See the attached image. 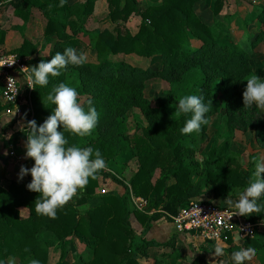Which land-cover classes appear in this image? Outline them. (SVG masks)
<instances>
[{
  "label": "trees",
  "instance_id": "16d2710c",
  "mask_svg": "<svg viewBox=\"0 0 264 264\" xmlns=\"http://www.w3.org/2000/svg\"><path fill=\"white\" fill-rule=\"evenodd\" d=\"M18 1L15 14L25 22L31 20L34 9L48 18L45 35L56 39L55 54L63 52L66 47H73L77 53L83 52L87 57L85 63L69 64L61 75L50 76L47 86L34 84L31 87L28 84L22 89L19 105L29 109L26 120L33 119L38 125L42 124L55 107L47 100L49 92L61 82L68 83L77 88L82 106L87 108L91 101L99 113L98 124L90 135L79 136L65 130L69 144L98 149L107 161L123 158L126 145L129 148L131 145L138 170L128 184L114 179L125 188L126 193L122 197L97 191L106 180L99 171L95 178H90L83 192L77 193L78 199L74 198L58 209L56 217L51 218L36 213L35 200L39 193L27 188L31 175H27V181L22 185L9 181L7 174L12 171L14 163L3 159V166H0V258L14 257L15 264H27L31 257L40 260L41 264H49V242L44 237L50 234L64 247L66 241L77 235L91 247L85 264H142L141 261L149 259L150 251L157 246L174 248L177 236L159 244L141 232L152 230L155 222L160 220L169 221L188 203L202 197L198 196L201 187L206 190L213 187L214 191L213 197L208 193L207 200L199 201L214 203L225 199L222 188L248 186V179L239 169L228 165L215 172L208 167L203 168L195 159V148L187 145H193L199 134L205 137L214 114V90L219 84L226 95V114L230 115V120L238 123L245 132L250 128L257 134L264 132L257 109L245 108L240 90L253 71L251 54L235 38L213 30L202 21L195 11V5L201 0H162L160 5L146 8H142L137 0H108L113 23L110 29H100L92 24L98 0L74 4L67 0L63 6L60 0ZM229 1H214L216 15L223 12ZM59 12H66V21L51 15ZM133 16L142 21L135 35L127 27ZM258 20L260 25L264 24V12ZM84 28L87 40L80 38L79 32ZM261 31L255 43L264 41V30ZM5 35L0 30V45L4 43ZM2 51L27 60L30 67L42 60H51L35 57L37 46L28 39L12 52ZM120 55L156 60L160 66L144 69L129 64H113L111 59ZM189 75L197 78L192 94L204 96L205 102L211 104V110L207 113L209 123L202 126L198 134L184 135L180 129L190 115H174L162 105L152 107L146 96V83L153 79L180 81ZM1 89L0 83V117L8 108L2 100ZM134 108L142 110L148 125L138 126L141 133L130 143L128 139L126 142L122 130L126 127L127 114ZM95 132L100 133L98 137ZM24 138L25 134H15L10 143L17 144ZM33 165L34 160L30 158L24 161L28 168ZM132 196L144 199L147 206L144 209L133 206L130 203ZM83 205L88 207L82 213L80 208ZM246 217L247 220L262 221L264 211ZM134 219L140 233L136 231ZM257 238L241 244L256 250L263 249L264 245ZM166 258L167 254L161 255L155 264H164ZM192 264L208 263L197 257Z\"/></svg>",
  "mask_w": 264,
  "mask_h": 264
},
{
  "label": "rangeland",
  "instance_id": "374dc122",
  "mask_svg": "<svg viewBox=\"0 0 264 264\" xmlns=\"http://www.w3.org/2000/svg\"><path fill=\"white\" fill-rule=\"evenodd\" d=\"M7 8L4 16L1 18V27L10 28L12 33V43L9 47L10 50L14 51L16 46L20 44V31L23 33V42L25 39H29L30 42L37 46V55L40 59L52 58L55 54V49L57 46L55 38H48L45 35V29L48 23V18L41 11L34 9L32 11V17L36 19L33 24L28 26L26 22L17 16L15 13L19 5L18 0H2ZM86 0H69V4H74L78 2H85ZM215 0H201L197 5H195L196 14L213 30L223 32L225 35H230L235 38L239 44L251 54V66H253L251 75H259L264 77V41L260 43H255V40L264 30V24L260 25L258 16L264 12V0H230L229 4H226L223 12L220 15H216L214 9ZM142 8L160 5L162 0H137ZM3 6V7H4ZM108 0H98L96 3L94 12L92 14V24L97 25L100 29H110L113 26L112 20L109 16ZM3 9V8H2ZM62 21H66V12H59L56 14H51ZM17 17V19H16ZM23 20V21H22ZM25 22V23H24ZM141 18L138 16H133L128 22V29L132 34H137L141 25ZM23 27V28H21ZM21 28V29H20ZM80 38L89 39L85 34L84 30L80 31ZM34 57V58H35ZM111 62L116 65L129 64L131 66H140V68H158L160 62L156 60H143L135 56L126 57L123 55L117 56L111 59ZM197 82L194 75H189L181 79L180 81L168 82L162 79H153L146 83L147 93L146 96L151 102L152 107L157 105H162L168 108L174 115L176 112V105L178 104L179 98L183 96L192 94L194 85ZM247 81L245 80L242 84L240 90L244 92ZM226 95L219 84L214 90L213 96V110L214 114L210 119L208 129L206 131L205 137L199 134L196 142L188 146H193L196 150V160L202 165L203 168H210L212 171H216L219 167L229 166L234 167V169H239V171L245 176V179L250 181V175L254 171V160L258 156L264 155V132L258 133L254 130L248 129L247 132L239 128L238 123L230 120V115L226 114ZM255 108V106H253ZM28 109V108H26ZM257 109V108H256ZM4 113V112H3ZM244 113V112H243ZM242 113V114H243ZM258 117L264 125V109H257ZM28 111H23L21 116L12 115L10 117H5V114L1 115L0 120L7 121L6 126H0V134H3L4 139H0V154L3 159H9L7 154L14 150L18 156L23 157V161L29 158H25L26 153V140L21 139L17 144L11 145V139L6 138L11 134V138L15 134H25L21 131V128L27 124ZM233 120L234 117L232 118ZM148 121L145 118L142 110L138 108L132 109L125 118V128H123L124 136L130 141H133L136 135H139L138 126H147ZM264 127V126H263ZM99 132H95L94 135L98 137ZM115 133H111V136ZM262 135V136H261ZM111 139V138H110ZM114 139V138H112ZM133 149L126 145L124 156L117 161H107V167L100 172L106 180L102 182L99 190L100 194L103 195H114L117 197H122L126 193L124 186L118 184L114 179L119 180L125 184H128L129 180L138 170V161L134 154H132ZM3 164H0V166ZM18 165V164H17ZM14 164V171L10 172L9 181H14L20 185L25 184L27 181V176L23 180L19 179L20 168ZM160 176V173H158ZM8 178V174H7ZM109 181V183H107ZM7 186V183H5ZM206 190L201 187L199 197L196 201L207 200L206 196L209 193L213 197V190ZM245 188H236L233 186L222 188V193L225 198L228 197L235 200L237 199V193H240ZM103 190L106 192L103 193ZM234 190V191H233ZM26 195V194H25ZM210 197V198H211ZM209 200V199H208ZM225 200V199H223ZM218 202V201H217ZM215 201V203H217ZM130 203L135 206L133 196L130 197ZM219 204V203H218ZM247 216V215H246ZM137 232H141L137 222L132 220ZM263 226L260 229L257 240L264 245V220L261 221ZM171 225L166 219L161 220L156 224L155 230L161 229L166 231V228ZM143 230V229H142ZM148 235L149 230H144ZM151 231V230H150ZM174 236L175 247L170 246L160 247L152 249L151 256L149 259L142 260V264H155L156 258H159L164 254L168 255L164 264H192L197 257H201L202 262L206 261L208 264H233L231 259V254L234 251H239L241 247L234 245L235 247H227L224 244L218 243H208L207 241L197 238L196 236H186L181 237L173 234L161 235L159 239L161 243H166L172 240ZM45 240L49 242V252H50V263L49 264H85L86 260L89 259L91 254V247L89 243L83 238L75 235L66 241L64 247L61 243L55 239L52 235L47 234ZM159 242V243H160ZM210 244V245H208ZM223 247L224 252L221 256H216L214 254V248L216 245ZM208 245V246H207ZM245 247V246H244ZM63 248V250H62ZM16 261V260H15ZM264 262V248L256 250L255 255L250 261H246L245 264H263Z\"/></svg>",
  "mask_w": 264,
  "mask_h": 264
},
{
  "label": "clouds",
  "instance_id": "9594fccd",
  "mask_svg": "<svg viewBox=\"0 0 264 264\" xmlns=\"http://www.w3.org/2000/svg\"><path fill=\"white\" fill-rule=\"evenodd\" d=\"M67 0H60L61 6ZM86 54L77 53L73 47H66L63 52H57L51 60H42L38 65L22 69L29 84L41 87L49 84V78L61 75L69 64L81 65L86 62ZM243 92L245 108L255 106L264 109V77L251 75L246 79ZM77 88L61 82L54 86L47 100L55 105L52 113L40 125L35 120L27 122L21 128L27 136L25 158L34 160L31 168L21 166L19 179L31 175L27 184L29 191L39 193L35 200V210L39 215L55 218L57 210L63 208L74 198H79L78 192H83L90 178L107 167L106 160L98 149L69 144L65 130L79 136L90 135L98 124L99 113L94 104L89 101L87 108L79 101ZM211 104L205 102L202 95L189 94L179 98L176 105L177 116H189L184 127L180 129L184 135L199 133L202 126L209 123L207 113ZM7 121L0 120V126H6ZM0 134V139H4ZM6 138L11 139V134ZM234 191V190H233ZM237 199L227 198L226 205H235L239 215H252L264 211V155L254 160V171L248 186ZM83 205L80 211H87ZM224 249L219 244L214 248L216 256L223 255ZM256 253L252 246L241 247L231 254L233 264H245ZM0 264H15V258H0ZM27 264H41L35 258H28Z\"/></svg>",
  "mask_w": 264,
  "mask_h": 264
},
{
  "label": "built area",
  "instance_id": "2783aa9c",
  "mask_svg": "<svg viewBox=\"0 0 264 264\" xmlns=\"http://www.w3.org/2000/svg\"><path fill=\"white\" fill-rule=\"evenodd\" d=\"M4 4L0 0V15ZM26 67H30L27 60L16 54L4 53L0 48L1 95L4 104L8 107L3 113L5 117L21 116L25 110L29 113V109L19 105L22 89L29 84L22 71ZM29 85L34 86V84ZM30 105L32 106L31 101ZM7 156L14 164H18L20 169L24 166L21 162L23 157L18 156L14 150H11ZM103 193L106 192L103 190ZM133 199L135 207L144 209L147 206V201L144 199L134 196ZM237 212L238 209L234 206L192 201L180 209L178 214L171 217L169 221L166 220L174 226L177 233L196 236L208 243L220 242L231 245L256 239L263 226L261 221L247 220L245 215H239Z\"/></svg>",
  "mask_w": 264,
  "mask_h": 264
},
{
  "label": "crops",
  "instance_id": "0c3cea01",
  "mask_svg": "<svg viewBox=\"0 0 264 264\" xmlns=\"http://www.w3.org/2000/svg\"><path fill=\"white\" fill-rule=\"evenodd\" d=\"M11 2L13 1V0H10ZM6 7L4 6L3 7V9L1 10V15H0V22H1V18L4 16V14H5V11H6ZM4 13V14H3ZM16 19H17V17H16ZM23 21V20H22ZM33 21H36V19L35 18H31V20L29 21V22H26V24H28V26H30L31 27V25L33 24ZM25 23V22H24ZM21 28H23V27H21ZM20 28V29H21ZM0 30L1 31H4L5 32V39H4V43L3 44H1L0 45V48L1 49H6V50H10L9 49V47L11 46V43H12V33L14 34V32L10 29V28H7V27H1V25H0ZM23 32V31H22ZM21 31H20V34H21V36H20V44H18L17 46H16V49H18V48H20L21 46H22V44H23V33H22ZM29 40V39H28ZM7 52H10V51H7ZM3 156L0 154V164H2V162H1V158H2ZM11 161V160H10ZM14 166H13V168H12V171L11 172H13L14 171ZM9 175H10V173H8V179H10L9 178ZM105 184H106V182H104ZM107 183H109V181H107ZM225 200H226V198H225ZM225 200H223V199H219V200H216V202H217V204L219 203L220 205H223V206H229V205H226L225 204ZM230 206H234L235 207V205H230ZM161 221V220H160ZM159 221V222H160ZM261 221V220H260ZM159 222H157V223H159ZM156 222H155V224L153 225L154 227H153V229L151 230V231H149V233H148V235H146V237L149 239V240H152V241H155V242H157V243H159L160 242V240L159 239H156V240H154L155 238H159L162 234L163 235H165V234H167V233H169V234H173V232H175L176 233V235H178V236H181V237H186L185 235H182V234H179V233H177L176 232V230H175V228H174V226L173 225H169V227H167L166 228V231L165 230H163V229H161L162 228V226H160V230H155V226H156V224H157ZM170 241V240H169ZM168 241V242H169ZM159 244H163V243H159ZM225 245V244H224ZM234 245H236V244H231V245H225V246H227V247H235ZM236 246H239V247H244L241 243H239V244H237ZM157 248H158V246H157ZM156 249V248H155ZM264 263V262H263ZM210 264V263H209ZM226 264H228V263H226Z\"/></svg>",
  "mask_w": 264,
  "mask_h": 264
}]
</instances>
